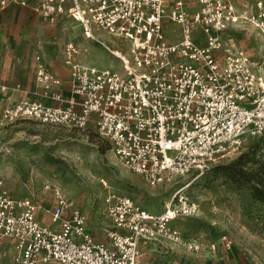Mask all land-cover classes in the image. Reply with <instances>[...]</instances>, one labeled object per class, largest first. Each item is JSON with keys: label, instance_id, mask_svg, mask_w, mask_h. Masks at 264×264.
I'll use <instances>...</instances> for the list:
<instances>
[{"label": "built area", "instance_id": "1", "mask_svg": "<svg viewBox=\"0 0 264 264\" xmlns=\"http://www.w3.org/2000/svg\"><path fill=\"white\" fill-rule=\"evenodd\" d=\"M28 7L57 23L68 17L122 62V70L81 62L72 42L64 51L70 68V97L63 80L35 54L34 79L47 99L0 98V120H31L48 126L91 132L110 147L131 171L151 184L171 181L237 150L247 136L264 132V53L259 64L242 46L223 37L239 22L251 23L264 37V0L258 12L237 10L236 0H0V10ZM181 28L167 40L164 22ZM201 27L206 45L194 40ZM96 31L130 41L129 55L113 49ZM259 65V66H258ZM20 87V86H18ZM8 93L9 87L2 86ZM107 189L103 203L111 227L97 240L82 209L64 195L51 208L31 197H16L0 180V238L15 246L10 264H151L142 244L184 243L173 221L193 214L196 204L177 192L165 211L152 214L131 197ZM44 211L51 220L39 216ZM185 245L199 250L192 242Z\"/></svg>", "mask_w": 264, "mask_h": 264}, {"label": "rangeland", "instance_id": "2", "mask_svg": "<svg viewBox=\"0 0 264 264\" xmlns=\"http://www.w3.org/2000/svg\"><path fill=\"white\" fill-rule=\"evenodd\" d=\"M258 1L236 0L237 10L244 15L256 13ZM12 17L13 14L7 15L3 26L5 30L15 31L19 39L15 44L0 40V84L21 83L25 89H33L35 50H44L42 46L47 45L49 54L45 52V55L50 62H56L70 42L79 48L82 63L122 70L118 58L88 38L82 27L68 17L50 23L26 12L18 17L17 24ZM95 33L113 49L129 55L130 41L106 31ZM164 35L167 40L179 39L181 28L166 19ZM193 36L196 43L206 45L201 27L194 30ZM223 37L229 44L244 47L254 62H262L264 37L251 23L239 22L225 31ZM10 44L20 57L16 63L8 53ZM255 149L264 162V132L256 137L247 136L237 150L204 171L192 170L154 185L128 169L110 144L91 132L31 120L12 123L0 120V180L14 196L31 197L44 209L55 204L58 194L74 201L87 215L88 225L99 241L107 240L104 229L112 225L103 203L107 189L102 180L112 190L131 197L156 215L164 212L182 190L181 194L196 204L193 214L179 215L173 221L181 230L184 243H143L144 259L151 264H264V203L254 196L255 183L246 178L234 183L225 175L227 170H217ZM258 166L247 163L244 171L256 173ZM43 221L52 223L50 217ZM186 242L199 245V250L187 247ZM15 252L12 241L0 238V264H10Z\"/></svg>", "mask_w": 264, "mask_h": 264}, {"label": "crops", "instance_id": "3", "mask_svg": "<svg viewBox=\"0 0 264 264\" xmlns=\"http://www.w3.org/2000/svg\"><path fill=\"white\" fill-rule=\"evenodd\" d=\"M4 11H6V10L4 9ZM26 12H29L31 14H36L39 17V15L37 13H35L32 9H30L28 7L20 6L18 4H13V5L9 6L7 8L6 13L5 12H0V40L3 39V41L9 42V43H13V44L18 43L19 37L17 36L15 31L5 30V28L3 26V20L7 17V15L13 14L14 17H12V18L15 19L14 23L17 24L18 17H20L22 14L25 15ZM42 48L44 50H41L40 48H38L37 50H35V52L33 54V61H34L35 65H36L35 54L39 52V53L42 54L43 60L45 61L48 69L51 70L52 72H54L57 76H59L63 80L64 83L60 87V91L63 92L64 96L70 97L71 91H70V88H69V85H68V81L70 79V75H71L70 71L71 70L64 63V51L65 50L60 52V56L59 57H61V59L57 60L56 62H54V61L50 62L49 59L46 56V55L49 54L47 45L42 46ZM15 50L16 49H14V46L12 44H10L8 53L11 56L13 63H16L19 60V58H20V57L18 58V55H16L17 53H16ZM45 52L47 53L46 55H45ZM35 69H36V67H35ZM34 72H35V70H34ZM2 86H8L9 87V92L8 93L2 92ZM18 86H20V87H18ZM21 95H22V97H21ZM0 98L6 99V103H15V102H18L21 99L29 98V99L45 101V102H47L49 104H57V102L52 101L51 99H47V98L44 97L43 89L36 84L35 79H34V88L33 89H25L21 85V83L10 84V83H5L4 82V83L0 84ZM39 216L41 217L42 221L48 219V217H49L44 211H41ZM164 241H166V240H164ZM166 242H170V241H166ZM171 243H173V242H171Z\"/></svg>", "mask_w": 264, "mask_h": 264}, {"label": "trees", "instance_id": "4", "mask_svg": "<svg viewBox=\"0 0 264 264\" xmlns=\"http://www.w3.org/2000/svg\"><path fill=\"white\" fill-rule=\"evenodd\" d=\"M247 163L258 164L259 168L256 173H247L244 167ZM217 170H227V175L234 183H240L243 178L248 182H254L253 193L255 198L264 203V162L259 158L258 151L255 149L252 152L243 154L238 160L232 162L227 166H220ZM247 174V177H245Z\"/></svg>", "mask_w": 264, "mask_h": 264}]
</instances>
